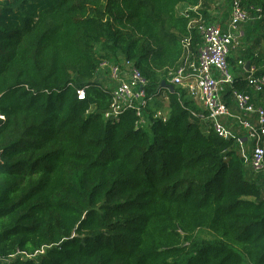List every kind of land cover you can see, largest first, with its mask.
<instances>
[{"label":"trees","instance_id":"1","mask_svg":"<svg viewBox=\"0 0 264 264\" xmlns=\"http://www.w3.org/2000/svg\"><path fill=\"white\" fill-rule=\"evenodd\" d=\"M210 1L0 0V264H264V187L238 139L206 132V112L162 85L182 40L195 57L201 45L177 7L210 22ZM243 2L262 9L243 26L258 47L264 0ZM123 60L148 80L144 128L134 110L104 117L96 70Z\"/></svg>","mask_w":264,"mask_h":264},{"label":"built area","instance_id":"2","mask_svg":"<svg viewBox=\"0 0 264 264\" xmlns=\"http://www.w3.org/2000/svg\"><path fill=\"white\" fill-rule=\"evenodd\" d=\"M201 2V0H200ZM217 7V5H215ZM229 16L225 23L206 22L197 13L198 7L189 9L196 17L189 23V28L197 31L201 45L195 57L190 48V37L182 40L183 55L179 66L170 74V85L181 87L187 95L198 102L206 112L204 121L208 124L206 132H213L218 138H233L230 126L222 120H231L242 130L250 144V152L241 153L246 167L251 174H264V108L252 103L249 94L234 87L235 76L231 71L229 59L244 38L243 26L251 21L261 20V7L245 5L243 0H230L227 5ZM186 11V12H187ZM246 86L257 95L264 93V75H258L259 68L238 60ZM107 72L111 86V103L104 114L108 120L117 119L123 111L134 110L138 121L136 127L144 128L146 122L143 111L147 106L146 87L148 80L130 61L119 63L102 61L96 74ZM107 86V87H108ZM229 90L237 113H233L224 100ZM78 100H84L85 91L76 92ZM235 138V137H234Z\"/></svg>","mask_w":264,"mask_h":264},{"label":"crops","instance_id":"3","mask_svg":"<svg viewBox=\"0 0 264 264\" xmlns=\"http://www.w3.org/2000/svg\"><path fill=\"white\" fill-rule=\"evenodd\" d=\"M215 2L218 3L217 7L215 6ZM227 0H211L208 2L209 7L207 8V11L210 15L209 20L212 21H219L221 23H225L228 20L229 11L227 8ZM219 6V7H218ZM189 10L188 7L184 5H180L177 7L178 14H182L183 12ZM241 70V69H240ZM236 72V69L234 70ZM234 74V73H233ZM235 78L239 76V78L243 79L245 75H243L242 71L236 72V75L234 74ZM248 88V87H247ZM249 95L251 97L252 103L256 106L263 107L264 108V97L261 95H257L251 91V89L248 88ZM248 94V93H247ZM224 100L226 104L229 106L231 111L233 113H237L235 106L232 102L231 96L229 94V90L226 91L224 94ZM198 108L202 109L201 105L198 102H195ZM222 122L226 126H230L231 131L233 133V136L238 139L239 146L241 147V153H247V148L250 146L248 140L246 139L245 133L240 130L238 127L234 125V123L231 120L224 119ZM249 172V170H248ZM249 180L256 181L258 184L262 185L264 187V174L259 175H253L251 172L248 174Z\"/></svg>","mask_w":264,"mask_h":264},{"label":"rangeland","instance_id":"4","mask_svg":"<svg viewBox=\"0 0 264 264\" xmlns=\"http://www.w3.org/2000/svg\"><path fill=\"white\" fill-rule=\"evenodd\" d=\"M251 29V26H249V28L246 26L243 28V31H244V35L246 34V32L249 33ZM248 36V35H247ZM247 36H245L243 38V40L240 42V44L237 46L236 50H234L231 54V58L229 59L230 61L233 62V64L231 63L230 64V67H231V71L236 75V72H239L241 71L239 66L237 65V61L238 60H241V61H244V62H248L247 61V58H246V51L249 49V48H252L251 49V54L253 56H259L260 53H262L264 55V43L263 42H260L259 46L258 47H254V39L255 37L252 36L250 37L249 39H247ZM236 69V72H234V70ZM167 98L165 95H162L161 98H159V111L157 113V116L159 118H163L164 116H166V108H167ZM144 120L146 122V119L144 117Z\"/></svg>","mask_w":264,"mask_h":264},{"label":"water","instance_id":"5","mask_svg":"<svg viewBox=\"0 0 264 264\" xmlns=\"http://www.w3.org/2000/svg\"><path fill=\"white\" fill-rule=\"evenodd\" d=\"M248 65H249V62H246L245 69L248 68ZM162 85H165L170 91L174 90V87L172 85L165 84V82H162Z\"/></svg>","mask_w":264,"mask_h":264},{"label":"clouds","instance_id":"6","mask_svg":"<svg viewBox=\"0 0 264 264\" xmlns=\"http://www.w3.org/2000/svg\"><path fill=\"white\" fill-rule=\"evenodd\" d=\"M173 86V85H172Z\"/></svg>","mask_w":264,"mask_h":264}]
</instances>
